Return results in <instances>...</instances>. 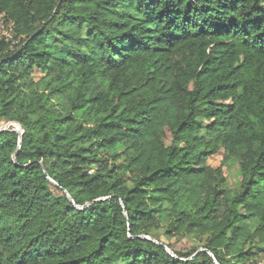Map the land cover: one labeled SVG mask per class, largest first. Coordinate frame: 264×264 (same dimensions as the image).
I'll return each mask as SVG.
<instances>
[{
  "label": "trees",
  "instance_id": "trees-1",
  "mask_svg": "<svg viewBox=\"0 0 264 264\" xmlns=\"http://www.w3.org/2000/svg\"><path fill=\"white\" fill-rule=\"evenodd\" d=\"M0 24V264H264V0H0Z\"/></svg>",
  "mask_w": 264,
  "mask_h": 264
},
{
  "label": "rangeland",
  "instance_id": "rangeland-1",
  "mask_svg": "<svg viewBox=\"0 0 264 264\" xmlns=\"http://www.w3.org/2000/svg\"><path fill=\"white\" fill-rule=\"evenodd\" d=\"M8 33H10V30L8 31ZM37 78L41 77L40 74H36ZM9 124L6 123L3 120H0V129H4L8 126ZM12 124H10L11 126ZM15 126L16 125H12ZM224 158V151H220L219 153H217L216 155H214L213 157L210 158L209 160V164L214 166V167H218L220 166L222 160ZM225 173L228 175V179H229V184L231 186H237L238 182H239V176H238V170L236 167L231 166L228 168L224 169ZM171 242L174 244V249L176 250H181V251H186L188 250V248L191 247V243L188 240H177L176 238H174L173 240H171Z\"/></svg>",
  "mask_w": 264,
  "mask_h": 264
},
{
  "label": "built area",
  "instance_id": "built-area-1",
  "mask_svg": "<svg viewBox=\"0 0 264 264\" xmlns=\"http://www.w3.org/2000/svg\"><path fill=\"white\" fill-rule=\"evenodd\" d=\"M0 34H3L5 35L6 37H11V34L8 33L7 31H5L4 29V25L3 24H0ZM11 124V123H10ZM10 124L6 127V128H9L10 127ZM13 125V124H12ZM5 129V128H4ZM168 252L171 254V255H174L173 252L169 249Z\"/></svg>",
  "mask_w": 264,
  "mask_h": 264
},
{
  "label": "water",
  "instance_id": "water-1",
  "mask_svg": "<svg viewBox=\"0 0 264 264\" xmlns=\"http://www.w3.org/2000/svg\"><path fill=\"white\" fill-rule=\"evenodd\" d=\"M6 129H8V128H5L4 130H6ZM15 130L20 131V127L17 126ZM166 249L169 250L168 248H166Z\"/></svg>",
  "mask_w": 264,
  "mask_h": 264
}]
</instances>
